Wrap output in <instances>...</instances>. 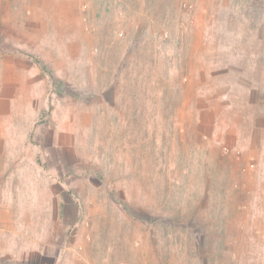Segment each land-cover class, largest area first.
Here are the masks:
<instances>
[{
    "label": "rangeland",
    "instance_id": "1",
    "mask_svg": "<svg viewBox=\"0 0 264 264\" xmlns=\"http://www.w3.org/2000/svg\"><path fill=\"white\" fill-rule=\"evenodd\" d=\"M254 1L0 0V127L35 118L67 147L60 174L48 150L56 220L32 227L49 253L0 264H264Z\"/></svg>",
    "mask_w": 264,
    "mask_h": 264
},
{
    "label": "crops",
    "instance_id": "2",
    "mask_svg": "<svg viewBox=\"0 0 264 264\" xmlns=\"http://www.w3.org/2000/svg\"><path fill=\"white\" fill-rule=\"evenodd\" d=\"M17 94L9 93L3 99L14 103ZM33 120L29 130L27 123H21L22 120L13 122V119L9 122V129L2 124L0 127V257L1 253H9L14 248L22 255L49 253L51 236L34 235L33 228H43V224L49 223L50 215H54L53 220H56L55 212L50 214L49 211L48 192L50 186L54 190L59 184L63 187L64 175L55 179L50 174L48 150L50 147L56 149V164L52 167L60 174L64 170L67 147L63 134H55L47 128L43 130L40 125H35L36 119ZM56 206L59 211L58 202ZM62 213H65L64 208ZM14 225H19L21 230L11 233ZM13 238L16 242L11 241Z\"/></svg>",
    "mask_w": 264,
    "mask_h": 264
},
{
    "label": "trees",
    "instance_id": "3",
    "mask_svg": "<svg viewBox=\"0 0 264 264\" xmlns=\"http://www.w3.org/2000/svg\"><path fill=\"white\" fill-rule=\"evenodd\" d=\"M246 6L248 7H252V10H253V7L255 9V15L256 17L255 18H252V20L254 19V23H256V29H255V32L253 34V36H255V38L258 40V42H261L262 41V31H263V27H264V22L261 21V17L260 16H257L256 12L258 11V4H259V0H256L254 1V3L252 4H246L244 3ZM168 5H165L163 7H160L161 11L164 12V10H166V8ZM165 25V24H163ZM161 43L162 46H164V43L163 42H159ZM150 53V54H149ZM141 55L143 56H153L154 55V44L152 45H148L144 48L143 52L141 53ZM36 63L39 64V68L42 70V72H44L45 74H47L48 78H49V81L51 83V86L54 87L55 89V92H57L58 94H63L65 92V88H64V85L65 83L64 82H58L56 81L55 79V76H54V73H53V70L51 68H49L46 63H44L42 60H39L37 61ZM180 67L179 65L176 66V70L179 71ZM198 246V244L195 243V246Z\"/></svg>",
    "mask_w": 264,
    "mask_h": 264
}]
</instances>
